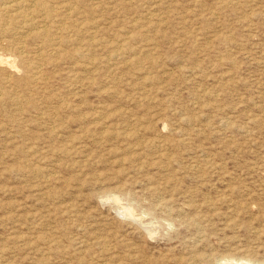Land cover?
I'll return each instance as SVG.
<instances>
[{
    "label": "rangeland",
    "instance_id": "obj_1",
    "mask_svg": "<svg viewBox=\"0 0 264 264\" xmlns=\"http://www.w3.org/2000/svg\"><path fill=\"white\" fill-rule=\"evenodd\" d=\"M23 1L28 4L31 0ZM63 1L50 0L56 10L52 22L46 20L41 12L34 15L35 17L19 16L20 8L10 9L8 13L5 11L3 16L0 14L2 24L0 63L3 64H0V129L4 127L8 128L7 132L9 131L8 135L4 128L0 130V264H218V261L225 258H233L232 261L235 263L242 261L246 263L249 260L264 261V0H222L223 2L221 0H160L161 3L159 0H145L146 3L144 0ZM218 3L221 6L224 4L222 6L224 8ZM119 5L121 6L117 7ZM74 7L80 10L76 9L78 11L76 13ZM90 7L93 10H90ZM240 9L242 10L239 11ZM143 10L147 11V14ZM84 11L89 14L83 13ZM162 11L164 12L161 14ZM171 11L174 13L172 14ZM7 14L13 16L10 17L13 19L12 23H8ZM58 14L61 17H57ZM149 14L151 15L147 16ZM144 19L146 21H143ZM163 20L166 21L165 25ZM192 20L194 25L191 26ZM17 23L19 26L15 27V30L7 28L11 24L17 26ZM45 23L50 34L52 33L51 37L49 36L50 41L44 36H34L33 31L36 30L29 29L33 25L41 28ZM70 24L75 27H70ZM120 26L127 29L124 30ZM101 29L104 30L102 34H100ZM117 30L121 33L119 36ZM228 30L232 33L229 34ZM14 31L16 34H13ZM68 31L72 33L69 34ZM87 31L90 32L91 38ZM215 33L220 39L214 35ZM148 36L154 38L151 39L153 42ZM78 38L84 39L79 41ZM194 39L199 40L197 42ZM8 43L13 47L10 48ZM56 43H60L59 46H56ZM18 46L24 48L21 53ZM74 46L81 48L78 51L83 52H75ZM103 47L106 51L109 49L112 52L109 53L108 50V54L105 55L106 51ZM123 47L129 50V54ZM49 49L53 50L48 52ZM90 49L94 51L92 50L91 53ZM134 49L137 52L133 54ZM71 57L76 59L73 60ZM114 60L116 62L113 63ZM143 66L144 72H142ZM69 67H72V70ZM89 68L91 71L87 70ZM177 75L179 79L178 77L176 79ZM98 77L101 78V82L98 81ZM100 83H103L104 88ZM131 86L133 89L130 88ZM134 87L137 93H134L136 92ZM141 87V90H137ZM28 89L31 91L29 92ZM7 92L9 96L6 95ZM207 95L209 97H205ZM83 97L86 98L84 101ZM29 107L32 109H28ZM94 107L98 109L94 110ZM167 107L168 111L165 109ZM91 109L97 113H93ZM6 111L9 115L5 114ZM70 111L73 114H70ZM82 114L85 116H80ZM20 116L22 118L19 119ZM136 122L141 127L137 128ZM121 128L122 131L126 129L124 131L126 135L121 132ZM25 129L28 132L24 131ZM51 129L52 131H49ZM111 129L115 130L111 132ZM178 138L179 140H176ZM151 141L153 143L150 146ZM30 145V148L34 147L32 150L29 148ZM70 145L72 148L74 145L75 151L70 149ZM153 145H157L155 146L157 150ZM21 146L24 148L22 152ZM50 147L53 149L52 152ZM65 149H69L70 152L64 154L62 150ZM82 157L84 160L88 159V162ZM210 161L211 163L207 164ZM112 196H118L116 197L118 200L116 202L111 200ZM162 203L168 204L167 210ZM126 206L132 207V213L121 212V208ZM166 257L169 259H165ZM190 257L194 259L191 260Z\"/></svg>",
    "mask_w": 264,
    "mask_h": 264
},
{
    "label": "bare ground",
    "instance_id": "obj_2",
    "mask_svg": "<svg viewBox=\"0 0 264 264\" xmlns=\"http://www.w3.org/2000/svg\"><path fill=\"white\" fill-rule=\"evenodd\" d=\"M62 1H63V0H62ZM65 1H66V0H65ZM67 1H71V0H67ZM75 1H76V0H75ZM88 1H89V0H88ZM90 1H91V0H90ZM94 1H95V0H94ZM96 1H98V0H96ZM108 1H109V0H108ZM116 1H117V0H116ZM122 1H123V0H122ZM125 1H127V0H125ZM142 1H143V0H142ZM155 1H156V0H155ZM159 1H160V0H159ZM161 1H162V0H161ZM161 1H160V3H161ZM164 1H165V0H164ZM168 1H169V0H168ZM174 1H175V0H174ZM248 1H249V0H248ZM250 1H251V0H250ZM57 2H58V1H57ZM63 2H64V1H63ZM100 2H101V0H100ZM104 2H105V1H104ZM129 2H130V1H129ZM129 2H128V3H129ZM144 2H145V0H144ZM144 2H143V4H144ZM170 2H171V1H170ZM221 2H223V1L221 0ZM227 2H228V1H227ZM229 2H230V1H229ZM231 2H232V1H231ZM252 2H253V1H252ZM254 2H255V1H254ZM256 2H257V1H256ZM60 3H61V2H60ZM71 3H72V2H71ZM83 3H84V2H82V4H83ZM85 3H86V2H85ZM89 3L91 4V2H89ZM96 3H97V2H96ZM132 3H133V2H132ZM138 3H141V2L138 1ZM138 3H136V6H138ZM145 3H146V2H145ZM149 3H150V2H149ZM157 3H159V2H156V4H157ZM162 3H163V2H162ZM168 3H169V2H168ZM235 3H236V2H235ZM235 3H234V4H235ZM239 3H240V2H239ZM51 4H52V3L50 2V0H31L28 4H25L23 0H8V1H6V2H4L3 0H0V14L2 15L5 11H6V12H7V11L9 12L10 9H11V10H13V9L18 10V8H20L19 16H22V17H29L30 15H32V17H35L34 15H36V14L39 13V12H41V13L44 15V17H45L46 20L48 19V21H51V22H52V20L55 18V16H54L55 13H54V12H56V10H55L54 6H52ZM82 4H81V5H82ZM86 4H87V3H86ZM86 4H85V6H86ZM98 4H99V2H98ZM156 4H155V6H156ZM175 4H177V2H175ZM194 4H195V3H194ZM197 4H198V3H197ZM218 4L221 6L220 3H218ZM241 4H242V3H241ZM241 4H239V5H241ZM1 5H3V6H1ZM53 5H54V4H53ZM69 5H71V4H69ZM72 5L75 6L74 4H72ZM87 5H88V4H87ZM110 5H111V4H110ZM110 5H108V6H109V9H110ZM114 5H115V4H114ZM114 5H112V6H114ZM144 5H145V8H146V4H144ZM151 5H152V4H151ZM223 5H224V4H223ZM223 5H222V6H223ZM236 5H238V4H236ZM236 5H235V6H236ZM73 6H72V7H73ZM85 6H83V7H85ZM89 6H91V5H89ZM120 6H121V5H119V6H117V7H120ZM123 6H124V5H123ZM123 6H122V7H123ZM139 6H140V5H139ZM142 6H143V5H141L140 7H142ZM158 6H159V4L157 5V7H158ZM166 6H167V5H166ZM166 6H165V7H166ZM174 6H175V5H174ZM174 6H173V7H174ZM222 6H221V7H222ZM231 6H232V5H231ZM246 6H247V5H246ZM246 6H245V7H246ZM81 7H82V6H81ZM97 7H98V6H97ZM103 7H104V6H103ZM128 7H129V6H128ZM152 7H153V6H152ZM171 7H172V6H171ZM175 7H176V6H175ZM196 7H197V6H196ZM239 7H240V6H239ZM245 7H244V8H245ZM250 7H251V6H250ZM252 7H253V6H252ZM254 7H255V6H254ZM67 8H68V7H67ZM69 8H70V7H69ZM74 8H75V7H74ZM74 8H73V9H74ZM79 8H80V7H79ZM106 8H107V7H106ZM111 8H112V7H111ZM115 8H116V7H115ZM123 8H124V7H123ZM163 8H164V7H163ZM222 8H224V7H222ZM241 8H242V7H241ZM258 8H259V7H258ZM258 8H257V9H258ZM60 9H62V8H60ZM76 9H77V8L74 9L75 12H76L77 10H80V9H77V10H76ZM87 9H88V8H87ZM91 9L93 10V8L90 7V10H91ZM96 9H97V8H96ZM99 9H100V8H99ZM101 9H102V7H101ZM101 9H100V10H101ZM116 9H117V8H116ZM116 9H115V10H116ZM147 9H148V8H147ZM153 9H155V8H153ZM159 9H160V7H159ZM235 9H237V8H235ZM100 10H99V12H100ZM102 10H103V9H102ZM110 10H111V9H110ZM113 10H114V9H113ZM148 10H149V9H148ZM165 10H166V9H165ZM175 10H176V9H175ZM177 10H178V9H177ZM218 10H219V9H218ZM241 10H242V9H240L239 11H241ZM254 10H255V9H254ZM95 11H96V10H95ZM107 11H108V10H107ZM119 11H120V9H119ZM127 11H128V10H127ZM140 11H141V10H140ZM143 11H144V10H143ZM153 11H156V12H157V10H153ZM172 11H173V10H172ZM172 11H171V12H172ZM184 11H185V10H184ZM187 11H188V10H187ZM195 11H197V9H196ZM209 11H210V10H209ZM220 11H221V8H220ZM224 11H225V10H224ZM237 11H238V10H237ZM243 11H244V10H243ZM243 11H242V12H243ZM255 11H256V10H255ZM258 11H259V9H258ZM258 11H257V12H258ZM8 12H7V13H8ZM62 12H63V11H62ZM77 12H78V11H77ZM77 12H76V13H77ZM80 12H81V11H80ZM80 12H79V14H80ZM85 12H86V11H84L83 13H85ZM89 12H91V11H89ZM96 12H97V11H96ZM111 12H112V11H111ZM123 12H124V10H123ZM130 12H132V11H130ZM144 12H146V14H147V11H144ZM149 12H152V11H149ZM156 12H155V13H156ZM158 12H159V10H158ZM163 12H164V11H162L161 14H162ZM165 12H166V11H165ZM177 12H178V11H177ZM191 12H192V11H191ZM210 12H212V11H210ZM222 12H223V11H222ZM11 13H12V12H11ZM41 13H40V15H41ZM64 13H65V12H63L62 14H64ZM83 13H82V14H83ZM100 13H101V12H100ZM104 13H105V11H104ZM125 13H126V12H125ZM132 13H133V12H132ZM132 13H131V14H132ZM138 13H139V12H138ZM169 13H170V12H169ZM173 13H174V12H172V14H173ZM195 13H196V12H195ZM215 13H216V12H215ZM59 14H60V13H59ZM59 14L57 15V17L59 16ZM85 14H89V13H85ZM97 14H98V13H97ZM106 14H107V13H106ZM113 14H114V13H113ZM126 14H127V13H126ZM126 14H124V15H126ZM131 14H130V15H131ZM136 14H137V13H136ZM167 14H168V10H167ZM177 14H178V13H177ZM224 14H225V13H224ZM1 15H0V17H1ZM7 15H8V18H9V22H8V23H12L13 19H10V17L13 18V16H11V15H9V14H7ZM64 15H65V14H64ZM64 15H63V16H64ZM68 15H69V14H68ZM74 15H75V14H74ZM77 15H78V14H77ZM83 15H84V14H83ZM90 15H91V14H90ZM90 15H88V16H90ZM121 15H123V14H121ZM130 15H129V17H131L133 14H132L131 16H130ZM137 15H138V14H137ZM150 15H151V14H149V15H147V16H150ZM152 15H153V14H152ZM159 15H160V14H159ZM159 15H158V16H159ZM174 15H175V14H174ZM195 15H196V14H195ZM197 15H198V14H197ZM197 15H196V16H197ZM216 15H217V14H216ZM219 15H220V14H219ZM2 16H3V15H2ZM81 16H82V15H81ZM139 16H140V15H139ZM154 16H155V15H154ZM160 16H161V15H160ZM165 16H167V15H165ZM165 16H164V17H165ZM170 16H172V15L170 14ZM187 16H189V15H187ZM190 16H191V15H190ZM199 16H200V14H199ZM208 16H209V15H208ZM208 16H207V17H208ZM213 16H214V15H213ZM36 17H37V16H36ZM53 17H54V18H53ZM59 17H61V16H59ZM75 17H76V16H75ZM79 17H80V16H79ZM79 17H78V18H79ZM82 17H83V16H82ZM82 17H81V18H82ZM90 17H91V16H90ZM101 17H103V16H101ZM137 17H138V16H137ZM144 17L147 18L146 15H144ZM162 17H163V16H162ZM162 17H161V18H162ZM164 17H163V18H164ZM167 17H168V16H167ZM167 17H166V18H167ZM205 17H206V16H205ZM205 17H204V19H203L204 21H205ZM248 17H249V15H248ZM52 18H53V19H52ZM65 18H67V17H65ZM65 18H64V19H65ZM72 18H73V17H72ZM76 18H77V17H76ZM92 18H93V16H92ZM94 18H96V17L94 16ZM103 18H104V17H103ZM126 18H128V17H126ZM134 18H135V17H134ZM152 18H153V17H152ZM166 18H165L164 20H166ZM172 18H173V17H172ZM174 18H175V17H174ZM179 18H180V17H179ZM196 18H197V17H196ZM200 18H202V17H200ZM210 18H211V17H210ZM22 19H23V18H22ZM38 19H39V18H38ZM40 19H41V18H40ZM56 19H58V18H56ZM59 19H60V18H59ZM90 19H91V18H90ZM97 19H98V18H97ZM119 19H120V18H119ZM119 19H118V20H119ZM123 19H124V17H123ZM147 19H148V18H147ZM167 19H168V18H167ZM169 19H171V18L169 17ZM177 19H178V18H177ZM194 19H195V18H194ZM208 19H209V18H208ZM208 19H207V21L209 22ZM212 19H213V17H212ZM216 19H217V17H216ZM223 19H224V18H223ZM2 20H3V19H2ZM2 20H1V22H2ZM43 20H44V19H43ZM65 20H66V19H65ZM67 20H68V19H67ZM77 20H78V19H77ZM79 20H80V19H79ZM86 20H87V18H86ZM86 20H85V22H86ZM92 20H93V19H92ZM104 20H106V19L104 18ZM104 20H103V21H104ZM110 20H111V18H110ZM129 20H130V19H128V21H129ZM131 20H132V19H131ZM164 20H163V22H164ZM190 20H191V19H190ZM190 20H189V21H190ZM201 20H202V19H201ZM203 20H202V21H203ZM224 20H225V19H224ZM224 20H223V21H224ZM7 21H8V20L6 19L5 22H7ZM19 21H21V20H19ZM31 21H32V20H31ZM31 21H30V22H31ZM34 21H35V19H34ZM41 21H42V20H41ZM41 21H40V22H41ZM54 21H55V20H54ZM56 21H58V20H56ZM68 21H70V20H68ZM71 21H72V20H71ZM112 21H114V20H112ZM135 21H136V20H135ZM143 21H146V20L144 19ZM154 21H155V20H154ZM168 21H169V20H168ZM170 21H171V20H170ZM182 21H183V20H182ZM192 21H193V20H192ZM192 21H191V22H192ZM211 21H212V20H211ZM249 21H250V19H249ZM26 22H27V21H26ZM77 22H78V21H77ZM82 22H83V21H82ZM89 22H91V20H89ZM89 22H88V23H89ZM92 22H93V21H92ZM95 22H96V21H95ZM95 22H94V23H95ZM116 22H117V18H116ZM116 22H115V24H117ZM126 22H127V21H126ZM152 22H153V21H152ZM159 22H160V18H159ZM165 22H166V21H165ZM165 22H164V25H165ZM186 22H187V21H186ZM195 22H196V24H197V21H195ZM21 23L23 24L22 21H21ZM56 23H57V22H56ZM56 23H55V24H56ZM59 23H60V22H59ZM64 23H65V22H64ZM70 23H71V22H70ZM73 23H74V21H73ZM97 23H98V22H97ZM107 23H109V22H107ZM113 23H114V22H113ZM133 23H134V21H133ZM149 23H150V20H149ZM153 23H154V22H153ZM156 23H158V22H156ZM193 23H194V21L192 22L191 26L194 25ZM222 23H223V22H222ZM13 24H14V23H13ZM17 24H18L17 26L11 24L12 28H9V27H11V26H9V25H8L9 27H7V26H6V27H7L9 30H11V29H14L15 27H18V26H19V23H17ZM22 24H21V25H22ZM31 24H33V22H31ZM35 24H37V23L35 22ZM40 24H41V23H40ZM57 24H58V23H57ZM57 24H56V25H57ZM65 24H67V23H65ZM78 24H79V23H78ZM81 24H82V23H80V25H81ZM85 24H86V23H85ZM100 24H101V23H100ZM103 24H104V23H103ZM115 24H114V25H115ZM119 24H120V23H119ZM123 24H124V23H123ZM126 24H127V23H126ZM129 24H130V23H129ZM136 24H137V23H136ZM143 24H145V22H144ZM154 24H155V23H154ZM159 24H160V23H159ZM214 24H215V23H214ZM223 24H224V23H223ZM45 25H46V23H45L44 26L41 27V28H40V27H37V26L35 27V25H33V26H32L31 28H29V29H31V31L36 30V31H33V35H34V36H40V37H41V36H44V38L46 37V39H47L48 41H50V39H51L50 37H51V34H52V33L50 34L49 29H48V26H47V25L45 26ZM52 25H53V23H52ZM68 25H69V24H68ZM68 25H65V26L69 27ZM94 25H95V24H94ZM107 25H108V24H107ZM130 25H131V24H130ZM146 25H147V23H146ZM149 25H150V24H149ZM152 25H153V24H152ZM156 25H157V24H156ZM50 26H51V24H50ZM50 26H49V27H50ZM73 26H74V25H73ZM73 26H71V24H70V27H73ZM78 26H79V25H78ZM78 26H77V29H78ZM96 26H97V25H96ZM105 26H106V25H105ZM108 26H109V25H108ZM117 26H118V25H117ZM122 26H123V25H122ZM122 26H120V27L122 28ZM158 26H159V25H158ZM158 26H157V27H158ZM191 26H190V27H191ZM206 26H207V25H206ZM1 27H2V24L0 23V28H1ZM4 27H5V26H4ZM20 27H21V26H20ZM54 27H55V26H54ZM74 27H75V26H74ZM97 27H98V26H97ZM131 27H132V26H131ZM134 27H136V25H135ZM140 27H141V26H140ZM162 27H163V26H162ZM162 27H161V29H162ZM225 27H226V26H225ZM93 28H94V27H93ZM95 28H96V27H95ZM98 28H99V27H98ZM106 28H107V27H106ZM114 28H115V27H114ZM132 28H133V27H132ZM141 28H142V27H141ZM143 28H144V26H143ZM155 28H156V27H155ZM155 28H154V29H155ZM193 28H194V27H193ZM197 28H198V27H197ZM197 28H196V29H197ZM18 29H19V28H18ZM69 29H70V28H69ZM72 29H73V28H72ZM83 29H84V28H83ZM115 29H116V28H115ZM122 29L125 30V29H127V28H122ZM136 29L138 30V28H136ZM158 29H159V28H158ZM190 29H191V28H190ZM14 30H15V29H14ZM19 30H20V29H19ZM51 30H52V28H51ZM86 30H89V29H86ZM86 30H85V31H86ZM93 30H95V29H93ZM97 30H98V29H97ZM101 30H102V31H100V32H101L100 34H102V32H104L103 29H101ZM107 30H108V29H106V31H107ZM140 30H141V29H140ZM188 30H189V29H188ZM204 30H206V29L204 28ZM204 30H202V31H204ZM207 30H208V29H207ZM26 31H27V30H26ZM59 31H60V30H59ZM73 31H74V30H73ZM76 31H77V30H76ZM76 31H75V33H76ZM90 31H91V30H90ZM106 31H105V32H106ZM112 31H113V30H112ZM112 31H110V32H112ZM134 31H135V30H134ZM155 31L158 32V30H155ZM155 31H154V32H155ZM160 31H161V30H160ZM228 31H229V30H228ZM230 31H231V30H230ZM230 31H229V32H230ZM0 32H1V31H0ZM83 32H84V31H83ZM87 32H89V31H87ZM113 32H115V31H113ZM113 32H112V33H113ZM118 32H119V30L116 31V33H118ZM121 32H122V31H121ZM126 32H128V31H126ZM126 32H125V33H126ZM129 32H130V31H129ZM129 32H128V33H129ZM144 32H145V31H144ZM147 32H148V31H147ZM151 32H152V31H151ZM151 32H149V33H151ZM154 32H153V33H154ZM157 32H156V33H157ZM184 32H185V31H184ZM184 32H183V33H184ZM186 32H187V31H186ZM189 32H190V31H189ZM11 33H12V32H11ZM23 33H24V32H23ZM25 33H26V32H25ZM29 33H30V32H29ZM68 33L70 34V33H72V32L68 31ZM94 33H95V32H94ZM94 33H93V34H94ZM97 33H98V32H97ZM112 33H111V34H112ZM145 33H146V32H145ZM149 33H148V34H149ZM159 33H160V32H159ZM203 33H204V32H203ZM231 33H232V32H230L229 34H231ZM13 34H16V32L14 31ZM17 34H18V33H17ZM53 34H55V33H53ZM57 34H58V33H57ZM69 34H68V35H69ZM80 34H82V33L80 32ZM88 34H89V35H88ZM88 34H87V35L90 36V38H91V34H90V32H89ZM114 34H115V33H114ZM119 34H121V33L119 32L117 36H119ZM134 34H136V33H134ZM134 34H133V35H134ZM140 34H141V33H140ZM160 34H161V33H160ZM164 34H165V33H164ZM205 34H206V31H205ZM222 34H223V33H222ZM222 34H220V37H221ZM18 35H19V34H18ZM63 35H64V34H63ZM65 35H66V34H65ZM68 35H67V36H68ZM82 35H83V34H82ZM82 35H81V36H82ZM96 35H97V34H96ZM98 35H99V34H98ZM115 35H116V34H115ZM115 35H114V36H115ZM124 35H125V34H124ZM126 35H127V34H126ZM142 35H143V33H142ZM150 35H151V34H150ZM161 35H162V34H161ZM188 35H189V33H188ZM193 35H194V34H193ZM214 35H216V33H215ZM12 36H14V35H12ZM34 36H33V37H34ZM49 36H50V37H49ZM54 36H55V35H54ZM83 36H85V35H83ZM140 36H141V35H140ZM153 36H154V34H153ZM167 36H168V35H167ZM199 36H200V34H199ZM205 36H206V35H205ZM218 36H219V35H218ZM218 36L216 35L217 38H219ZM223 36H224V35H223ZM19 37H20V36H19ZM40 37H39V38H40ZM72 37H73V36H72ZM74 37H75V34H74ZM93 37H94V36H93ZM102 37H103V36H102ZM110 37H111V35L109 36V38H110ZM135 37H136V36H135ZM138 37H139V35H138ZM138 37H137V38H138ZM148 37H149V36H148ZM148 37H146V38H148ZM162 37H163V35H162ZM171 37H172V36H171ZM195 37H196V36H195ZM0 38H2V37H0ZM15 38H17V37H15ZM24 38H25V37H24ZM34 38H35V37H34ZM34 38H32V39H34ZM44 38H43V39H44ZM94 38H96V36H95ZM103 38H104V37H103ZM103 38H102V39H103ZM114 38H115V37H114ZM120 38H121V37H120ZM137 38H136V39H137ZM149 38H150V37H149ZM165 38H166V36H165ZM190 38H191V37H190ZM193 38H194V37H193ZM203 38H205V37L203 36ZM203 38H202V39H203ZM224 38H225V37H224ZM224 38H223V39H224ZM227 38H228V37H227ZM227 38H226V39H227ZM230 38H231V37H230ZM43 39H42V40H43ZM63 39L65 40V38H63ZM79 39L82 40V39H84V38H78L77 40H79ZM88 39H89V38H88ZM104 39L109 40V39H107L106 37H105ZM117 39H118V38H117ZM122 39H123V38H122ZM151 39L154 40L153 37L150 38L149 40L152 41ZM159 39H160V38H159ZM170 39H171V38H170ZM191 39H192V38H191ZM219 39H220V38H219ZM16 40H17V39H16ZM22 40H23V39H22ZM36 40H38V39L36 38ZM39 40H40V39H39ZM54 40H55V39H54ZM81 40H79V41H81ZM92 40H93V39H92ZM106 40H105V41H106ZM115 40H116V39H115ZM123 40H124V39H123ZM133 40H134V39H133ZM137 40H138V39H137ZM160 40H161V39H160ZM176 40H177V39H176ZM176 40H175V41H176ZM194 40H196V39H194ZM197 40H199V39H197ZM197 40H196V41H197ZM204 40H205V39H204ZM204 40L202 41V43L204 42ZM12 41H13V40H12ZM17 41H18V40H17ZM65 41H66V40H65ZM95 41H97V39H96ZM125 41L127 42V39H126ZM134 41H135V40H134ZM143 41H144V40H143ZM147 41H148V40H147ZM150 41H148V42H150ZM158 41H159V40H158ZM189 41H190V40H189ZM229 41H230V40H229ZM18 42H19V41H18ZM28 42H29V40H28ZM35 42H36V41H35ZM37 42H38V41H37ZM46 42H47V41H46ZM53 42H54V41H53ZM55 42H56V41H55ZM72 42H73V40H72ZM83 42H84V41H83ZM91 42H92V41H91ZM100 42H101V39H100ZM103 42H104V41H103ZM103 42H102V43H103ZM109 42H110V40H109ZM109 42H108V43H109ZM113 42H116V41H113ZM113 42H111V43H113ZM140 42H142V41H140ZM152 42H153V41H152ZM156 42H157V41H156ZM197 42H198V41H197ZM199 42H201V40H200ZM10 43H11V42H10ZM10 43H8V45H9L10 48H12L13 46H12ZM14 43H15V42H14ZM61 43H62V42H61ZM67 43H68V42H67ZM84 43H85V42H84ZM92 43H93V42H92ZM116 43H117V42H116ZM129 43H130V42H129ZM137 43H138V42H137ZM142 43H143V42H142ZM205 43H206V41H205ZM207 43H208V41H207ZM4 44H5V43H4ZM15 44H16V43H15ZM17 44H18V43H17ZM19 44H20V43H19ZM59 44H60V43H59ZM59 44L56 43L55 45H56V46H57V45L59 46ZM63 44H64V43H63ZM117 44H118V43H117ZM117 44H116V45H117ZM123 44H126V43H123ZM144 44H145V42H144ZM144 44H143L142 46H144ZM156 44H157V43H156ZM190 44H191V43H190ZM190 44H189V45H190ZM6 45H7V44H6ZM66 45H67V44H66ZM95 45H96V43H95ZM109 45H111V44H109ZM109 45H107V47H108ZM120 45H121V44H120ZM126 45H127V44H126ZM128 45H129V44H128ZM137 45H138V44H137ZM153 45H154V43H153ZM198 45H199V44H198ZM208 45H209V43H208ZM2 46H3V45H2ZM26 46H27V45H26ZM30 46H31V45H30ZM47 46H48V45H47ZM60 46H61V45H60ZM79 46H80V45H79ZM88 46H90V45H88ZM88 46H87V47H88ZM92 46H93V45H92ZM101 46H102V45H101ZM103 46H104V45H103ZM131 46H133V45L131 44ZM131 46H130V49H131ZM145 46H146V45H145ZM151 46H152V45H151ZM190 46H191V45H190ZM195 46H196V45H195ZM18 47H19V46H18ZM34 47H35V46H34ZM51 47H52V46H51ZM51 47H50V48H51ZM54 47H55V46H54ZM63 47H64V46H63ZM63 47H62V48H63ZM75 47H76V46H74L73 48H75ZM93 47H95V46H93ZM99 47H100V45H99ZM124 47H125V46H124ZM124 47H123V48H124ZM126 47H127V46H126ZM134 47H137V46L134 45ZM134 47H133V48H134ZM148 47H149V46H148ZM148 47H146V48H148ZM154 47H155V46H154ZM156 47H157V45H156ZM156 47H155V48H156ZM191 47H193V46H191ZM69 48H70V47H69ZM118 48H119V46H118ZM142 48H144V47H142ZM18 49H19V53H21L22 50H23L24 48L22 49V48L19 47ZM55 49H56V48H55ZM71 49H72V48H71ZM78 49H79V48H75V52H77V53H81V52H83V51H81V52L78 51ZM87 49H88V48H87ZM103 49L106 51V49H105L104 47H103ZM116 49H117V48H116ZM124 49L126 50L127 48H124ZM140 49H141V47H140ZM140 49L138 50V52L140 51ZM194 49H195V48H194ZM34 50H36V49H34ZM39 50H40V49H39ZM50 50H53V49H49L48 52H49ZM76 50H77V51H76ZM79 50H81V48H80ZM90 50H91V49H90ZM92 50H93V49H92ZM92 50H91V53H92ZM101 50H102V49H101ZM108 50H109V49H108ZM108 50H107V51H108ZM111 50H112V49H111ZM152 50H153V49H152ZM27 51H28V50H27ZM54 51H56V50H54ZM85 51H86V50H85ZM93 51H94V50H93ZM107 51H106L105 55L108 54ZM119 51H120V50H119ZM128 51H129V50L127 49L126 52L129 54ZM133 51H134V52H133V54H134L135 51H136V49H134ZM150 51H151V50H150ZM0 52H1V51H0ZM8 52L10 53V50H9ZM32 52H33V51H32ZM34 52H35V51H34ZM34 52H33V53H34ZM38 52H40V51H38ZM46 52H47V51H46ZM57 52H58V51H57ZM60 52H61V51H60ZM69 52H70V51H68V53H69ZM86 52H88V51H86ZM108 52L111 53L112 51L109 50ZM136 52H137V51H136ZM35 53H36V52H35ZM55 53H56V52H55ZM89 53H90V51H89ZM101 53H103V52H101ZM113 53H115V52H114V49H113ZM127 53H126V55H127ZM140 53H141V52H140ZM147 53H148V52H147ZM152 53H153V52H152ZM191 53H192V52H191ZM53 54H54V53H53ZM69 54H70V53H69ZM74 54H75V53H74ZM97 54H98V53H97ZM121 54L123 55V52H122ZM133 54H132V55H133ZM141 54H143V53H141ZM150 54H151V53H150ZM150 54H149V55H150ZM47 55H48V54H47ZM49 55H50V54H49ZM78 55H79V54H78ZM86 55H87V54H86ZM86 55H84V56H86ZM102 55L104 56V54H102ZM116 55H118V54H116ZM149 55H148V56H149ZM151 55H152V54H151ZM151 55H150V56H151ZM61 56H62V55H61ZM71 56H72V55H71ZM94 56H95V55H94ZM94 56H93V57H94ZM124 56H125V55H124ZM130 56H131V55H130ZM130 56H129V57H130ZM139 56H141V55H139ZM139 56H138V57H139ZM142 56H143V58H144V55H142ZM148 56H147V57H148ZM152 56H154V55H152ZM14 57H15V56H14ZM38 57H39V56H38ZM44 57H45V56H44ZM52 57H53V56H52ZM67 57H68V56H67ZM81 57H82V56H81ZM93 57H92V58H93ZM117 57H119V56H116V58H117ZM126 57H127V56H126ZM126 57H125V58H126ZM135 57H136V54H135ZM157 57H158V56H157ZM190 57H191V56H190ZM12 58H13V56H12ZM16 58H17V57H16ZM23 58H24V57H23ZM25 58H26V57H25ZM29 58H30V57H29ZM48 58H51V57H48ZM71 58H73V57H71ZM86 58L89 59V58H91V57H86ZM94 58H96V57H94ZM102 58H103V57H101V59H102ZM125 58H124V59H125ZM133 58H134V57H133ZM139 58H141V57H139ZM30 59H31V58H30ZM37 59H38V58H37ZM37 59H36V60H37ZM53 59H55V58H53ZM57 59H59V57H58ZM57 59H56V60H57ZM63 59H64V58H63ZM75 59H76V58H75ZM75 59L73 58V60H75ZM103 59H104V58H103ZM126 59H128V58H126ZM136 59H137V58H136ZM141 59H142V58H141ZM148 59H149V58H148ZM148 59H147V62H146L147 64H148ZM150 59H151V58H150ZM150 59H149V60H150ZM156 59H157V58H155V61H157ZM10 60H11V58H10ZM15 60H17V59H15ZM27 60H28V58H27ZM39 60H40V59H39ZM48 60H51V59H48ZM61 60H62V57H61ZM70 60H71V59H70ZM70 60H69V62H71ZM73 60H72V62H73ZM106 60H107V59H106ZM121 60H122V59H121ZM130 60H131V58H130ZM142 60H144V59H142ZM151 60H152V59H151ZM153 60H154V58H153ZM1 61H2V56L0 57V62H1ZM12 61H13V60H12ZM12 61H11V62H12ZM20 61H21V59H20ZM37 61H38V60H37ZM40 61H41V60H40ZM86 61H87V59H86ZM89 61H91V60H89ZM92 61H93V60H92ZM95 61H96V60H95ZM109 61H110V60H109ZM122 61H123V60H122ZM139 61H141V60L139 59ZM145 61H146V59H145ZM30 62H31V60H30ZM34 62H35V61H34ZM51 62H52V61H51ZM54 62H55V60H54ZM60 62H61V61H60ZM104 62H105V61H104ZM114 62H116V61L114 60L113 63H114ZM120 62H121V61L119 60V63H120ZM124 62H125V61H124ZM124 62H123V63H124ZM130 62L132 63V61H130ZM134 62H135V61H134ZM150 62H151V61H150ZM150 62H149V63H150ZM5 63H6V62H5ZM5 63H4V64H5ZM15 63L17 64L16 61H15ZM22 63H23V62H22ZM24 63H25V62H24ZM41 63H42V62H40V64H41ZM81 63H82V62H81ZM83 63H84V62H83ZM91 63H92V62H91ZM100 63H101V62H100ZM102 63H103V62H102ZM105 63H106V62H105ZM110 63H112V62L110 61ZM123 63H122V64H123ZM157 63H158V62H157ZM0 64H2V63H0ZM13 64H14V63H13ZM32 64H33V63H32ZM68 64H69V63H68ZM84 64L86 65V63H84ZM84 64H83V66H84ZM106 64H107V63H106ZM117 64H118V63H117ZM140 64H141V63H140ZM2 65H3V64H2ZM2 65H1V66H2ZM7 65H8V64H7ZM17 65H18V64H17ZM63 65H64V64H63ZM72 65L74 66V64H72ZM87 65H88V64H87ZM96 65H97V64H96ZM98 65H100V64L98 63ZM98 65H97V66H98ZM107 65H108V64H107ZM113 65H114V64H113ZM113 65H112V66H113ZM125 65H126V64H125ZM138 65H139V64H138ZM141 65H142V64H141ZM141 65H139V66H141ZM149 65H150V64H149ZM149 65H147V66L150 67ZM5 66H6V65H5ZM26 66H27V65H26ZM26 66H25V67H26ZM39 66H41V65H39ZM53 66H54V65H53ZM91 66H92V64H91ZM109 66H110V64H109ZM130 66H131V65H130ZM134 66H135V65H134ZM134 66H133V68H134ZM144 66H145V65H144ZM144 66H143V69H142L143 71L141 70L142 72L145 71V67H144ZM151 66H152V65H151ZM153 66H154V65H153ZM155 66H156V65H155ZM6 67H7V66H6ZM9 67H10V66H9ZM15 67H16V66H15ZM18 67H19V66H18ZM25 67H24V68H25ZM80 67H81V66H80ZM85 67H86V66H85ZM131 67H132V66H131ZM135 67H136V66H135ZM141 67H142V66H141ZM141 67H140V68H141ZM184 67H185V66H184ZM187 67H188V66H187ZM20 68H21V67H20ZM22 68H23V67H22ZM69 68H70V67H69ZM71 68H72V67H71ZM71 68H70V69H71ZM75 68H76V67H75ZM93 68H94V67H93ZM96 68L98 69V67H96ZM104 68H105V67H104ZM106 68H107V67H106ZM106 68H105V69H106ZM188 68L191 69V67H188ZM192 68H193V67H192ZM15 69H16V68H15ZM25 69H26V68H25ZM25 69H24V70H25ZM33 69H34V68H33ZM43 69H44V68H43ZM53 69H54V68H53ZM82 69H83V68H82ZM99 69H100V68H99ZM118 69H119V68H118ZM123 69H124V68H123ZM136 69H137V67H136ZM180 69H181V68H180ZM190 69H187V70H190ZM20 70H21V69H20ZM24 70H22V71H24ZM36 70H38V68H37ZM36 70H35V71H36ZM40 70H41V69H40ZM68 70H69V69H68ZM71 70H72V69H71ZM87 70H88V71H89V70L91 71V68H89V69H87ZM108 70H109V69H108ZM116 70H117V69H116ZM138 70H139V69H138ZM185 70H186V69H185ZM194 70H195V68H194ZM31 71H33V70H31ZM31 71H29V72H31ZM55 71H56V70H55ZM64 71H65V70H64ZM66 71H67V70H66ZM99 71H101V69H100ZM110 71H111V69H110ZM132 71H133V70H132ZM132 71H131V74H132ZM139 71H140V70H139ZM146 71H147V70H146ZM24 72H25V71H24ZM26 72H27V71H26ZM53 72H54V71H53ZM56 72H57V71H56ZM69 72H70V71H69ZM69 72H67V73H69ZM71 72H72V71H71ZM71 72H70V73H71ZM101 72H102V71H101ZM106 72H107V71H105V73H106ZM120 72H121V71H120ZM162 72H163V71H162ZM188 72H189V71H188ZM194 72H196V71H194ZM5 73H6V72H5ZM15 73H17V72L15 71ZM41 73H42V72H41ZM47 73H48V72H47ZM54 73H55V72H54ZM54 73H53V74H54ZM74 73H75V70H74ZM76 73H77V72H76ZM87 73H88V72H87ZM105 73H104V74H105ZM111 73H112V72H111ZM129 73H130V71H129ZM135 73H136V72H135ZM173 73H176V72H173ZM183 73H184V69H183ZM183 73H182V75H183ZM192 73H193V70H192ZM192 73H190V74H192ZM8 74H9V73H8ZM22 74H23V73H22ZM29 74H30V73H29ZM29 74H28V76H29ZM34 74L36 75V73H34ZM43 74H44V72H43ZM100 74H102V73H100ZM109 74H110V73H109ZM112 74H113V73H112ZM112 74H111V75H112ZM119 74H120V73H119ZM127 74H128V73H127ZM131 74H130V75H131ZM133 74H134V73H133ZM161 74H162V73H161ZM193 74H194V73H193ZM195 74H196V73H195ZM200 74H201V73H200ZM202 74H204V73H202ZM0 75H1V74H0ZM24 75H26V74L24 73ZM105 75H106V74H105ZM136 75H137V74H136ZM142 75H143V74H142ZM170 75H171V74H170ZM44 76H45V75H44ZM68 76H69V75H68ZM68 76H66V77H68ZM72 76H73V75H72ZM83 76H84V75H83ZM83 76H82V77H83ZM85 76H86V75H85ZM92 76H93V75H92ZM102 76H103V75H102ZM112 76H113V75H112ZM120 76H121V75H120ZM123 76H124V75H123ZM123 76H121V77H123ZM126 76H127V75H126ZM126 76H125V77H126ZM131 76H132V75H131ZM133 76H134V75H133ZM133 76H132V77H133ZM174 76H175V75H174ZM194 76H195V75H194ZM203 76H204V75H203ZM21 77H22V76H21ZM30 77H31V76H30ZM69 77H70V76H69ZM76 77H77V76H76ZM96 77H97V76H96ZM103 77H105V76H103ZM103 77H102V78H103ZM114 77H115V76H114ZM118 77H119V76H118ZM134 77H135V76H134ZM147 77H148V76H147ZM177 77H178V75L176 76V79H177ZM25 78H26V77H25ZM60 78H61V77H60ZM84 78H85V77H84ZM98 78H99V77H98ZM107 78H108V77H107ZM150 78H151V77H150ZM159 78H160V77H159ZM164 78H165V77H164ZM164 78H163V79H164ZM168 78H170V77L168 76ZM75 79H76V78H75ZM79 79H81V78H79ZM90 79H92V78H90ZM94 79H95V78H94ZM100 79H101V78H99L98 81H100ZM122 79H123V78H122ZM134 79H135V78H134ZM137 79H138V78H137ZM174 79H175V78H174ZM178 79H179V77H178ZM41 80H42V79H41ZM41 80H40V82H41ZM68 80H69V79H68ZM86 80H87V79H86ZM96 80H97V79H96ZM104 80H105V79H104ZM104 80H103V81H104ZM106 80H107V79H106ZM111 80H113V77H111ZM114 80H115V79H114ZM120 80H121V79H120ZM184 80H185V79H184ZM15 81H16V80H15ZM70 81H71V80H70ZM83 81H85V80H83ZM89 81H90V80H89ZM91 81H92V80H91ZM98 81H97V83H98ZM117 81H118V80H117ZM117 81H116V84L118 83ZM129 81H130V79H129ZM131 81L133 82L134 80H131ZM4 82H5V81H4ZM42 82H43V81H42ZM63 82L65 83V79L63 80ZM68 82H69V81H68ZM79 82H80V81H79ZM100 82H101V81H100ZM138 82H140V81H138ZM26 83H27V82H26ZM30 83H31V82H30ZM71 83H72V82H71ZM103 83H104V82H103ZM103 83H102V84H103ZM120 83H121V81H120ZM129 83H130V82H129ZM136 83H137V82H136ZM193 83H194V82H193ZM14 84H15V83H14ZM31 84H32V83H31ZM41 84H42V83H41ZM78 84H79V83H78ZM90 84H91V83H90ZM100 84H101V83H100ZM102 84H101V85H102ZM1 85H2V84H1ZM34 85H35V84H34ZM66 85H67V81H66ZM85 85H86V84H85ZM85 85H84V88H85ZM88 85H89V83H88ZM97 85H98V84H97ZM101 85H100V87H101ZM107 85H108V82H107ZM111 85H112V83H111ZM111 85H110V86H111ZM113 85H114V84H113ZM125 85H126V84H125ZM132 85H133V84H132ZM135 85H136V84H135ZM137 85H138V84H137ZM200 85H201V84H200ZM15 86H16V85H15ZM51 86H53V85H51ZM56 86H57V85H56ZM72 86H74V85H72ZM102 86H103V85H102ZM123 86H124V84H123ZM141 86H142V84H141ZM2 87H4V86H1V88H2ZM44 87H45V86H44ZM65 87H66V86H65ZM69 87H70V86H69ZM74 87H75V86H74ZM82 87H83V86H82ZM90 87H92V86H90ZM96 87L98 88V86H96ZM105 87H106V85H105ZM117 87H118V86H117ZM126 87H127V86H126ZM128 87H129V86H128ZM137 87H138V86H137ZM196 87H197V86H196ZM200 87L202 88V86H200ZM16 88H17V87H16ZM35 88H36V87H35ZM45 88H46V87H45ZM50 88H51V87H50ZM66 88H67V87H66ZM66 88H65V89H66ZM72 88H73V87H72ZM97 88H96V89H97ZM103 88H104V86H103ZM119 88H120V87H119ZM130 88H132V86H131ZM134 88H135V91H136V87H134ZM143 88H144V87H143ZM11 89H12V88H11ZM42 89H43V88H42ZM51 89H52V88H51ZM57 89H58V88H57ZM75 89H76V88H75ZM88 89H89V88H88ZM132 89H133V88H132ZM132 89H131V91H132ZM141 89H142V87L139 88V89H137V90H141ZM4 90H5V89H4ZM13 90H14V89H13ZM24 90H25V89H24ZM24 90H23V91H24ZM40 90H41V89H40ZM55 90H56V89H55ZM59 90H60V89H59ZM68 90H69V89H68ZM68 90H67V91H68ZM73 90H74V89H73ZM100 90H101V89H100ZM103 90H104V89H103ZM103 90H102V91H103ZM112 90H114V89H112ZM116 90H117V89H116ZM151 90H152V89H151ZM5 91H6V90H5ZM8 91H9V90H8ZM10 91H11V90H10ZM17 91H18V90H17ZM21 91H22V90H21ZM23 91H22V92H23ZM28 91H29V89H28ZM30 91H31V90H30ZM30 91H29V92H30ZM38 91H39V89H38ZM57 91H58V90H57ZM67 91H66V92H67ZM70 91H71V90H70ZM87 91H88V90H87ZM102 91H101V94H102ZM109 91H110V88H109ZM121 91H122V90H121ZM133 91H134V90H133ZM146 91H147V90H146ZM3 92H4V91H3ZM39 92H40V91H39ZM41 92H42V91H41ZM50 92H51V91H50ZM61 92H62V91H61ZM64 92H65V91H64ZM71 92H74V91H71ZM83 92H85V91H83ZM95 92L97 93V90H96ZM98 92H99V91H98ZM105 92H106V91H104V93H105ZM200 92H201V91H200ZM200 92H199V93H200ZM209 92H211V91H208V93H209ZM8 93H9V92H7L6 95H8ZM11 93H12V92H11ZM15 93H16V92H15ZM15 93H14V94H15ZM24 93H25V92H24ZM42 93H43V92H42ZM59 93H60V92H59ZM62 93H63V92H62ZM68 93H70V92H68ZM77 93H78V92H77ZM86 93H87V92H86ZM119 93H120V92H119ZM125 93H127V92L125 91ZM132 93H133V92H132ZM132 93H130V94H132ZM134 93H137V91L134 92ZM144 93H145V92H144ZM213 93H215V92H213ZM0 94H1V93H0ZM27 94H29V93H27ZM66 94H67V93H66ZM66 94H64V95H66ZM73 94H74V93H73ZM105 94H106V93H105ZM112 94H113V92H112ZM197 94H198V93H197ZM200 94H201V93H200ZM12 95H13V94H12ZM36 95L38 96V94H36ZM36 95H34V96H36ZM48 95H49V94H48ZM48 95H47V96H48ZM55 95H56V93H55ZM62 95H63V94H62ZM68 95H69V94H68ZM70 95H71V93H70ZM109 95H111V94H109ZM120 95H121V94H120ZM122 95H123V94H122ZM137 95H138V94H137ZM144 95H146V94H144ZM8 96H9V95H8ZM14 96H15V95H14ZM18 96H19V94H18ZM24 96H25V95H24ZM40 96H41V95H40ZM82 96H84V93L82 94ZM118 96H119V95H118ZM133 96H136V95H133ZM140 96H142V94H141ZM148 96H149V95H147V97H148ZM11 97H12V96H11ZM11 97H10V99H12ZM16 97H17V96H16ZM26 97H27V96H26ZM30 97H31V96H30ZM41 97H42V96H41ZM45 97H46V96H45ZM54 97H55V96H54ZM57 97H58V96H57ZM59 97H60V96H59ZM59 97H58V98H59ZM79 97H81V96H79ZM85 97H86V96H85ZM85 97H83V101H84V98H85ZM205 97H209V96L207 95V96H205ZM14 98H15V97H14ZM34 98H35V97H34ZM34 98H33V99H34ZM43 98H44V96H43ZM50 98H51V97H50ZM60 98H61V97H60ZM64 98H65V97H64ZM127 98H129V97H127ZM133 98H134V97H133ZM141 98H142V97H141ZM148 98L150 99V97H148ZM167 98H168V97H167ZM3 99H4V98H3ZM19 99H20V98H19ZM41 99H42V98H41ZM61 99H63V97H62ZM61 99H60V100H61ZM85 99H86V98H85ZM123 99H124V98H123ZM130 99H131V98H130ZM144 99H145V98H144ZM14 100L17 101V99H14ZM14 100H13V101H14ZM42 100H43V99H42ZM44 100H45V99H44ZM60 100H59V102H60ZM133 100H134V99H133ZM136 100H137V99H136ZM20 101H21V99H20ZM51 101H52V100H51ZM81 101H82V99H81ZM125 101H127V100H125ZM145 101H146V100H145ZM149 101H150V100H149ZM17 102H18V101H17ZM17 102H16V103H17ZM22 102H23V101H22ZM25 102H26V101H25ZM69 102H70V101H69ZM78 102H79V101H78ZM97 102H98V101H97ZM129 102H130V101H129ZM131 102H132V99H131ZM133 102H135V101H133ZM1 103H2V105H3V102H1ZM10 103H11V101H10ZM12 103H13V102H12ZM41 103H42V102H41ZM64 103H65V102H64ZM71 103H72V100H71ZM166 103L168 104V101H167ZM13 104H14V103H13ZM17 104H18V103H17ZM26 104H27V103H26ZM69 104H70V103H69ZM80 104H81V103H80ZM96 104H97V103H96ZM2 105H1V106H2ZM11 105H12V104H11ZM21 105H24V104H21ZM39 105H41V104H39ZM39 105H38V106H39ZM63 105H64V104H63ZM77 105H78V104H77ZM82 105H83V104H82ZM84 105H85V103H84ZM94 105H95V104H94ZM97 105H98V104H97ZM97 105H95V106H97ZM3 106H4V105H3ZM3 106H2V107H3ZM13 106H14V105H13ZM16 106H17V105H16ZM16 106H15V107H16ZM18 106H19V105H18ZM45 106H46V104H45ZM45 106H44V107H45ZM52 106H53V105H52ZM59 106H60V105H59ZM70 106H71V104H70ZM72 106H73V105H72ZM91 106H93V105H91ZM5 107H6V106H5ZM24 107H26V106L24 105ZM34 107H35V106H34ZM36 107H37V106H36ZM61 107H62V104H61ZM64 107H66V106H64ZM74 107H75V106H74ZM74 107H73V109H74ZM77 107H78V106H77ZM100 107H101V106H100ZM102 107H103V104H102ZM160 107H161V106H160ZM9 108H10V107H9ZM11 108H12V107H11ZM11 108H10V109H11ZM40 108H42V107H40ZM46 108L48 109V107H46ZM52 108H53V107H52ZM75 108H76V107H75ZM81 108H82V107H81ZM95 108H96V107H94V110H97V109H98V107H97V109H95ZM105 108H106V107H105ZM4 109H5V108H3V110H4ZM10 109H8V110H10ZM28 109H32V107H31V108L29 107ZM35 109H36V108H35ZM35 109H33V110H35ZM65 109H66V108H65ZM68 109H69V107H68ZM106 109H107V108H106ZM159 109H160V108H159ZM165 109H167V111H168V107L165 108ZM3 110H2V111H3ZM12 110H13V109H12ZM15 110L19 111L18 109H14L13 111H15ZM39 110H40V109H39ZM69 110H70V109H69ZM79 110H80V109H79ZM79 110H78V111H79ZM91 110H93V109H91ZM94 110H93V111H94ZM100 110H101V109H100ZM104 110H105V109H104ZM155 110H156V109H155ZM4 111H5V110H4ZM13 111H12V112H13ZM41 111H42V110H41ZM80 111H81V110H80ZM84 111H85V110H84ZM89 111H90V109H89ZM163 111H164V110H163ZM43 112H45V110H44ZM48 112H49V111H48ZM76 112H77V110H76ZM85 112H86V111H85ZM99 112H100V111H99ZM99 112H98V113H99ZM160 112H162V111H160ZM6 113H7V111L5 112V114H6ZM9 113H10V112H9ZM18 113H19V112H18ZM36 113H37V112H36ZM71 113H72V112L70 111V114H71ZM79 113H80V112H79ZM87 113H88V112H87ZM87 113H86V115L88 116ZM93 113H95V111H94ZM96 113H97V112H96ZM96 113H95V114H96ZM100 113H101V112H100ZM120 113H121V112H120ZM147 113H148V112H147ZM166 113H167V112H166ZM166 113H165V115H166ZM7 114H8V113H7ZM46 114H47V113H46ZM72 114H73V113H72ZM84 114H85V113H84ZM142 114H143V113H142ZM8 115H9V114H8ZM89 115H90V114H89ZM99 115H100V114H99ZM143 115H144V114H143ZM143 115H142L141 118H143ZM179 115H180V114H178V116H179ZM4 116H5V115H3V117H4ZM21 116H22V115H21ZM21 116L19 117V119L23 117V116H22V117H21ZM35 116H36V115H35ZM46 116H47V115H46ZM64 116H65V115H64ZM80 116H85V115L82 114V115H80ZM100 116H101V115H100ZM182 116L184 117V115H182ZM182 116H181L180 118H182ZM9 117H10V116H9ZM16 117H17V116H16ZM16 117H15V119H16ZM39 117H40V116H39ZM48 117H50V116H48ZM59 117H60V116H59ZM69 117H70V116H69ZM74 117H75V116H74ZM76 117H78V116H76ZM144 117H146V116L144 115ZM166 117H167V116H166ZM189 117H190V115H189ZM5 118H6V116H5ZM17 118H18V117H17ZM34 118H35V117H34ZM37 118H38V117H37ZM51 118H52V116L50 117V119H51ZM53 118H54V117H53ZM79 118H80V117H79ZM81 118H82V117H81ZM83 118H85V117H83ZM95 118H96V117H95ZM187 118H188V116H187ZM43 119H44V118H43ZM85 119H86V118H85ZM87 119H89V118L87 117ZM98 119H99V118H98ZM101 119H103V118L101 117ZM104 119H105V118H104ZM104 119H103V120H104ZM144 119H145V118H144ZM147 119H148V118H147ZM160 119H161V118H160ZM189 119H191V117H190ZM220 119L222 120V118H220ZM10 120H11V119H10ZM13 120H14V119H13ZM41 120H42V118H41ZM48 120H49V119H48ZM70 120H71V119H70ZM78 120H79V119L77 118V121H78ZM176 120H177V119H176ZM179 120H180V119H179ZM7 121H8V120H7ZM15 121H16V120H15ZM17 121H18V120H17ZM19 121H20V120H19ZM45 121H46V119H45ZM58 121H59V120H58ZM89 121H90V120H89ZM91 121H92V120H91ZM94 121H95V120H94ZM100 121H101V120H100ZM134 121H135V120H134ZM136 121L138 122V120H136ZM147 121H148V120H147ZM158 121H159V120H158ZM160 121H161V120H160ZM168 121H169V120H168ZM181 121H183V120H181ZM186 121H187V120H186ZM218 121H219V120H218ZM8 122H9V121H8ZM33 122H36V121H33ZM33 122H31V124H33ZM72 122H73V121H72ZM86 122H87V121H86ZM137 122H136V125L138 124ZM149 122H150V121H149ZM164 122H165V121H164ZM200 122H201V121H199V123H200ZM3 123H4V122H3ZM3 123H2V124H3ZM15 123H16V122H15ZM29 123H30V122H29ZM42 123H44V122H42ZM47 123H48V122H47ZM56 123H57V122H56ZM89 123H90V122H88V124H89ZM91 123H92V122H91ZM94 123H96V122H94ZM151 123H152V122H151ZM167 123H168V122H167ZM176 123H177V122H176ZM182 123H183V122H182ZM187 123H189V122H187ZM190 123H191V121H190ZM19 124H20V123H19ZM44 124H45V123H44ZM61 124H62V123H61ZM66 124H67V123H66ZM116 124H117V123H116ZM127 124H128V123H127ZM127 124H126V125H127ZM140 124H141V123H140ZM149 124H150V123H149ZM20 125H21V124H20ZM29 125H30V124H29ZM42 125H43V124H42ZM48 125H49V124H48ZM63 125H64V123H63ZM112 125H113V124H112ZM112 125H111V126H112ZM128 125H129V124H128ZM141 125H142V124H141ZM164 125H165V124H164ZM184 125H185V124H184ZM3 126H5V125H3ZM67 126H68V125H67ZM102 126H103V125H102ZM104 126H105V125H104ZM116 126H117V125H116ZM119 126H120V124H119ZM138 126H140V125H137V128H138ZM142 126H144V125H142ZM145 126H146V124H145ZM147 126H148V123H147ZM176 126H177V125H176ZM193 126H194V125H193ZM198 126H199V125H198ZM200 126H201V124H200ZM202 126H203V125H202ZM5 127H6V126H5ZM8 127H9V126H8ZM18 127H19V126H17V128H18ZM64 127H65V126H64ZM105 127H106V126H105ZM123 127H125V126H123ZM140 127H141V126H140ZM222 127H223V126H222ZM3 128H4V127H3ZM3 128H1L0 130H2ZM66 128H68V127H66ZM89 128H91V126H90ZM94 128H95V127H94ZM101 128H102V127H101ZM103 128H104V127H103ZM130 128H131V127H130ZM137 128H136V129H137ZM149 128H150V127H149ZM164 128H165V126H164ZM179 128H180V127H179ZM183 128H184V127H183ZM190 128H191V127H190ZM194 128H195V127H194ZM196 128H197V126H196ZM4 129H5V128H4ZM12 129H13V128H12ZM15 129H16V128H15ZM27 129H28V128H27ZM27 129H25L24 131H26ZM43 129H44V128H43ZM46 129H47V128H46ZM48 129H49V127H48ZM210 129H211V128H210ZM213 129H214V128H213ZM5 130H6V132H7L8 128L5 129ZM56 130H57V129H56ZM65 130H66V129H65ZM90 130H91V129H90ZM112 130H113V129H111V132H112ZM114 130H115V129H114ZM114 130H113V131H114ZM120 130H121V132H123V133L125 134L124 131H126V129H124V130L122 131V128H121ZM143 130H144V129H143ZM143 130H142V131H143ZM162 130H163V127H162ZM17 131H18V129H17ZM19 131H20V130H19ZM44 131H45V130H44ZM49 131H52V129L49 130ZM99 131H100V130H99ZM138 131H139V130H138ZM171 131H172V130H171ZM184 131H185V130H184ZM8 132H9V131H8ZM8 132H7V134H8ZM27 132H28V130H27ZM47 132H48V131H47ZM47 132H46V133H47ZM104 132H105V131H104ZM107 132H108V131H106V133H107ZM111 132H110V134H111ZM121 132H120V133H121ZM17 133H18V132H17ZM42 133H43V131H42ZM42 133H40V134H42ZM52 133H53V132H52ZM63 133H64V132H63ZM98 133H99V132H98ZM101 133H102V132H101ZM108 133H109V132H108ZM132 133H133V132H132ZM135 133H136V132H135ZM192 133H194V132H192ZM43 134H45V133H43ZM50 134H51V133L49 132L48 135H50ZM53 134H54V133H53ZM53 134H52V135H53ZM55 134H56V133H55ZM57 134H60V133L57 132ZM69 134H70V133H69ZM80 134H82V133H80ZM102 134H103V133H102ZM121 134H122V133H121ZM129 134H131V133H129ZM133 134H134V133H133ZM194 134H195V133H194ZM8 135H9V134H8ZM11 135H12V134H11ZM46 135H47V134H46ZM46 135H45V136H46ZM48 135H47V136H48ZM98 135H99V134H98ZM114 135H116V133H115ZM125 135H126V134H125ZM167 135H168V134H167ZM19 136H20V135H19ZM38 136H39V135H38ZM99 136H100V135H99ZM12 137H13V135H12ZM28 137H29V136H28ZM51 137H52V136H51ZM51 137H50V138H51ZM65 137H66V135H65ZM65 137H64V138H65ZM73 137H74V136H73ZM93 137H94V136H93ZM97 137H98V136H97ZM123 137L125 138L124 135H123ZM123 137H121V138H123ZM128 137H129V136H128ZM160 137H161V136H160ZM167 137H168V136H167ZM194 137H195V135H194ZM26 138H27V136H26ZM68 138H69V137H68ZM78 138H79V137H78ZM124 138H123V139H124ZM130 138H131V137H130ZM164 138H166V137H164ZM182 138H184V137H182ZM182 138H180V139H182ZM24 139H25V138H24ZM27 139H28V138H27ZM52 139H54V137H52ZM55 139H58V138H55ZM66 139H67V137H66ZM73 139H74V138H73ZM125 139H126V138H125ZM148 139H149V138H148ZM158 139H159V138H158ZM158 139H157V140H158ZM161 139H162V137H161ZM172 139H173V137H172ZM80 140H81V139H80ZM166 140H167V138H166ZM176 140H179V138L176 139ZM182 140H184V139H182ZM182 140H181V142H182ZM21 141H22V140H21ZM28 141H29V140H28ZM61 141H63V139H61ZM67 141H68V140H67ZM167 141H168V140H167ZM23 142H24V144L26 143L25 140H24ZM70 142H71V141H70ZM77 142H78V141H77ZM81 142H82V141H81ZM83 142H84V141H83ZM163 142H164V141H163ZM173 142H174V141H173ZM173 142H172V143H173ZM178 142H179V141H178ZM67 143H68V142H67ZM71 143H72V142H71ZM152 143H153V141L149 142V145H150V144L152 145ZM157 143H159V142H157ZM161 143H162V142H161ZM161 143H160V144H161ZM172 143H171V144H172ZM175 143H176V142H175ZM182 143H183V142H182ZM68 144H69V143H68ZM78 144H79V143H78ZM179 144H180V143H179ZM47 145H49V144H47ZM47 145H45V146L47 147ZM79 145H80V144H79ZM79 145H77V146L81 148L82 146H79ZM84 145H85V144H84ZM151 145H150V146H151ZM157 145H158V144H157ZM157 145H155V146H157ZM169 145H170V144H169ZM184 145H186V144H184ZM26 146H28V144H27ZM36 146H37V145H36ZM64 146H65V145H64ZM75 146H76V145H75ZM86 146H87V144H86ZM146 146H147V144H146ZM153 146H154V145H153ZM155 146H154V148H155ZM158 146H159V145H158ZM21 147H22V146H21ZM30 147H31V145L29 146V148H30ZM37 147H38V146H37ZM51 147H53V146H51ZM51 147H50V148H51ZM62 147H63V146H62ZM66 147H68V146H66ZM165 147L167 148L168 146H165ZM177 147H178V145H177ZM183 147H184V146H183ZM22 148H23V147H22ZM22 148H21V152H22V150H24V148H23V149H22ZM32 148H34V147H32ZM32 148H30V149L32 150ZM50 148H48V149H50ZM53 148H54V147H53ZM71 148H72V147H71V145H70V149H71ZM73 148H74V145H73ZM73 148H72V150H73ZM85 148H86V147H85ZM88 148H89V146L87 147V149H88ZM157 148H159V147H157ZM162 148H163V147H162ZM171 148H172V147H171ZM18 149H19V148H18ZM51 149H52V148H51ZM51 149H50V150H51ZM56 149H58V147H56ZM75 149H77V148H75ZM82 149L84 150V148H82ZM155 149H156V148H155ZM172 149H173V148H172ZM19 150H20V149H19ZM19 150H18V151H19ZM43 150H44V149H43ZM43 150H42V151H43ZM45 150H46V148H45ZM50 150H49V151H50ZM68 150H69V149H68ZM68 150L65 149V150H62V151H63L64 154H65V152H67V153L70 152V151H68ZM156 150H157V149H156ZM201 150H202V149H201ZM205 150H206V149H205ZM42 151H41V152H42ZM52 151H53V149L51 150V152H52ZM54 151H57V150H54ZM73 151H75V150H73ZM158 151H160V150L158 149ZM163 151H164V150H163ZM199 151H200V150H199ZM212 151H213V150H212ZM25 152H26V151H25ZM39 152H40V151H39ZM51 152H50V153H51ZM59 152L61 153V150H60ZM78 152H80V151H78ZM78 152H77V154H78ZM84 152H85V150H84ZM84 152H83V154H84ZM156 152H157V151H156ZM26 153H27V152H26ZM35 153H36V152H35ZM89 153H90V152H89ZM91 153H92V152H91ZM157 153H158V152H157ZM46 154H47V153H46ZM51 154H52V153H51ZM64 154H63V155H64ZM74 154H75V153H74ZM77 154H76V155H77ZM200 154H202V153L200 152ZM205 154H206V153H205ZM54 155H55V154H54ZM54 155H53V156H54ZM57 155H59V154L57 153ZM57 155H56V156H57ZM90 155H91V154H90ZM158 155H159V154H158ZM160 155H161V154H160ZM43 156H44V155H43ZM43 156H42V157H43ZM60 156H61V155H60ZM82 156H83V155H82ZM91 156H92V155H91ZM204 156H205V155H204ZM39 157H40V156H39ZM44 157H45V156H44ZM44 157H43V158H44ZM47 157H48V156H47ZM58 157H59V156H58ZM58 157H57V158H58ZM84 157H85V156H84ZM88 157H90V156H88ZM88 157H87V158H88ZM194 157H195V156H194ZM200 157H202V156H200ZM49 158H50V157H48L47 159H49ZM82 158H83V157H82ZM208 158H209V157H208ZM55 159H56V158H55ZM80 160H81V159H80ZM83 160H84V158H83ZM85 160H86V159H85ZM85 160H84V161H85ZM87 160H88V159H87ZM87 160H86V162H88ZM194 160H195V159H194ZM43 161H44V159H43ZM46 161H47V160H46ZM49 161H51V160L49 159ZM53 161H54V160H53ZM53 161H52V162H53ZM204 161H206V160H204ZM207 161H208V159H207ZM211 161H212V160H211ZM211 161L208 162L207 164L211 163ZM55 162H56V160H55ZM201 162H203V161H201ZM215 162H216V161H215ZM58 163H59V162H58ZM195 163H197V162H195ZM203 163H204V162H203ZM216 163H217V162H216ZM218 163H219V162H218ZM50 164H51V163H50ZM52 164H53V163H52ZM61 164H62V163H61ZM78 164H79V163H78ZM198 164H199V163H198ZM204 164H206V163H204ZM212 164H213V162H212ZM63 165H64V164H63ZM210 165H211V164H210ZM210 165H209V166H210ZM47 166H48V165H47ZM60 166H61V165H60ZM80 166H81V164H80ZM190 166H191V165H190ZM212 166H213V165H212ZM41 167H42V166H41ZM53 167H54V166H53ZM139 167H141V166H139ZM200 167H201V166H200ZM214 167H215V166H214ZM44 168L46 169L47 167H44ZM212 168H213V167H212ZM215 168H216V167H215ZM218 168H219V167H218ZM50 169H51V168H50ZM133 169H134V168H133ZM37 170H38V169H37ZM47 170H48V169H47ZM51 170H52V169H51ZM134 170H135V169H134ZM200 170H201V168H200ZM214 170H215V169H214ZM216 170H217V169H216ZM48 171H49V170H48ZM48 171H47V172H48ZM49 172H50V171H49ZM56 172H57V171H56ZM134 172H135V171H134ZM52 173H53V172H52ZM226 174H227V173H226ZM38 175H39V174H38ZM42 175H43V174H42ZM48 175H49V174H48ZM223 175H224V174H223ZM44 176H46V174H44ZM40 179H42V176H41ZM53 179H54V178H53ZM57 179H58V177H57ZM63 181H64V180H63ZM49 182H50V181H49ZM51 182H52V181H51ZM51 182H50V183H51ZM64 182H65V181H64ZM45 184H46V183H45ZM152 188H153V187H152ZM154 189H156V187H155ZM110 190H112V189H110ZM117 190H118V189H117ZM151 190H152V189H151ZM113 191H114V189H113ZM152 191H153V190H152ZM152 191H150V192H152ZM108 193H109V192H108ZM159 193H160V191H159ZM114 194H115V193H114ZM115 195H116V194H115ZM108 196H109V195H108ZM108 196H107V197H108ZM130 196H131V195H130ZM116 197H118V196H116ZM116 197H113V196H112L111 200H114V201L116 202V200H118ZM101 198H102V197H101ZM108 198H109V197H108ZM160 198H161V197H160ZM133 199H134V198H133ZM166 200H167V199H166ZM166 200H165V201H166ZM166 202H167V201H166ZM168 202H169V201H168ZM120 203H121V202H120ZM162 204H164V203H162ZM247 204H248V203H247ZM164 205H165L164 207H165L166 210H167V209H168L167 207H169V206H167L168 204H164ZM240 205H241V204H240ZM130 206H131V205H130ZM166 206H167V207H166ZM246 207H247V206H246ZM131 208H132V207H131ZM131 208H130L129 206L122 207V208H121V212H123V214H130V213H132V209H131ZM240 208H242V207H240ZM246 209H247V208H246ZM120 218H121V217H120ZM189 218H190V217H189ZM185 221H186V220H185ZM192 222H194V220H193ZM192 222H191V223H192ZM192 224H193V223H192ZM192 224H191V225H192ZM186 254H187V253H186ZM188 254H189V253H188ZM188 254H187V255H188ZM193 255H194V254H193ZM236 255L239 256V254H236ZM189 256H190V255H189ZM189 256H188V257H189ZM231 256H232V255H231ZM224 257H225V256H224ZM167 258L169 259V257H166L165 259H167ZM190 258H191V257H190ZM190 258H189V259H190ZM192 259H194V257L191 258V260H192ZM232 260H233V258H225L224 260H222V261H220V262L218 261V264H264V261H260V262H259L258 260H256V261H251V260H249V261H247L246 263L243 262V261L240 262V263H235V262H233ZM186 261H188V260H185V262H186ZM189 261H190V260H189ZM257 261H258V262H257ZM236 262H237V261H236ZM248 262H249V263H248ZM190 264H192V263H190ZM193 264H194V263H193Z\"/></svg>",
    "mask_w": 264,
    "mask_h": 264
}]
</instances>
